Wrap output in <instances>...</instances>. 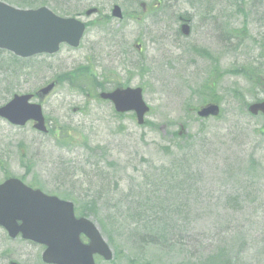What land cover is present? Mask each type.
<instances>
[{"label":"rangeland","instance_id":"obj_1","mask_svg":"<svg viewBox=\"0 0 264 264\" xmlns=\"http://www.w3.org/2000/svg\"><path fill=\"white\" fill-rule=\"evenodd\" d=\"M0 2L88 24L77 49L16 64L0 50V107L56 84L34 101L50 135L0 118V182L81 207L113 253L95 264H264V118L247 113L264 99V0ZM78 70L104 91L140 88L146 124L62 78ZM209 102L220 117L197 118ZM41 254L0 230V264Z\"/></svg>","mask_w":264,"mask_h":264},{"label":"water","instance_id":"obj_2","mask_svg":"<svg viewBox=\"0 0 264 264\" xmlns=\"http://www.w3.org/2000/svg\"><path fill=\"white\" fill-rule=\"evenodd\" d=\"M113 15L120 17L119 10L115 9ZM183 29L187 34L188 28ZM83 31L84 26L79 22L58 18L45 8L23 12L0 3V49L10 51L20 58L54 54L63 43L77 47ZM53 87L50 84L41 93L47 95ZM100 97L111 101L118 113L134 112L139 124H142L143 117L148 112L140 89L115 90L110 94H101ZM29 100L30 96L14 97L12 102L0 109V117L17 126H23L32 120L38 124L35 128L43 131L40 107L29 105ZM249 111L252 114L259 111L264 114V103L251 105ZM217 114L218 107L215 105L203 108L198 113L200 117ZM32 214H38V217L34 218ZM15 220L29 226L19 229L10 226L15 224ZM37 220L53 221L56 224L55 230L46 229L44 234L38 233L31 226ZM0 225L5 226L11 236L20 231L24 238L46 244L49 250L43 254L42 259L47 264H94V254L105 260L111 259L96 228L85 219L74 218L72 204L46 197L40 191L27 189L15 180L7 181L0 187ZM81 234L90 241L89 245L81 244Z\"/></svg>","mask_w":264,"mask_h":264},{"label":"trees","instance_id":"obj_3","mask_svg":"<svg viewBox=\"0 0 264 264\" xmlns=\"http://www.w3.org/2000/svg\"><path fill=\"white\" fill-rule=\"evenodd\" d=\"M87 71H82V70H78L75 71L71 74L68 75H64L62 78L70 81V82H75L77 87L81 90V91H85V89L82 88V84H83V79H87L90 80L89 77L87 75H84V73H86ZM95 80H90V82L92 83L93 87L96 86ZM102 86V85H101ZM76 212L78 213L79 216H84L85 212L83 211V209H81V207L76 208Z\"/></svg>","mask_w":264,"mask_h":264},{"label":"flooded vegetation","instance_id":"obj_4","mask_svg":"<svg viewBox=\"0 0 264 264\" xmlns=\"http://www.w3.org/2000/svg\"><path fill=\"white\" fill-rule=\"evenodd\" d=\"M16 225H17V226H20L21 223H20V222H17ZM1 229H2V228H0V230H1ZM13 240H14V241H19V242H21V243H26L27 245L32 246L33 248H35V249H37L38 251H41V252H43V251L46 250V247H45V246H43V245H39V244H35V243H33V242H30V241H25V240H23V239L21 238L20 235H18V236H16L15 238H13Z\"/></svg>","mask_w":264,"mask_h":264},{"label":"bare ground","instance_id":"obj_5","mask_svg":"<svg viewBox=\"0 0 264 264\" xmlns=\"http://www.w3.org/2000/svg\"><path fill=\"white\" fill-rule=\"evenodd\" d=\"M136 43H139V41H136Z\"/></svg>","mask_w":264,"mask_h":264}]
</instances>
